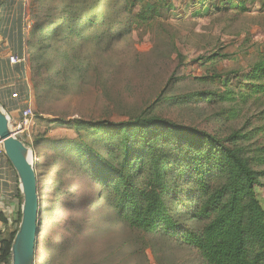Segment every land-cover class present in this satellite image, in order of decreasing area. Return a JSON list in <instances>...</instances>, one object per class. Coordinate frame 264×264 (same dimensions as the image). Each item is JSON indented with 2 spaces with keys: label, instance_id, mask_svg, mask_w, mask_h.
Segmentation results:
<instances>
[{
  "label": "trees",
  "instance_id": "obj_1",
  "mask_svg": "<svg viewBox=\"0 0 264 264\" xmlns=\"http://www.w3.org/2000/svg\"><path fill=\"white\" fill-rule=\"evenodd\" d=\"M191 1L197 6L194 13L200 15L224 9L247 11L249 0ZM250 1L264 11V0ZM32 2L31 29L25 36L26 51L21 64L30 69L26 97L32 95L37 102L44 87L59 90L72 72L80 70L74 64L79 55L78 44H98L103 37L114 38L121 33L106 28L100 10L106 7L102 0H96L95 9L78 6L84 0ZM118 3L127 13L125 23L130 30L151 23L163 11L174 10L172 0ZM136 6L138 9L133 12ZM216 55L205 61L216 59ZM56 59L59 66L55 65ZM199 80L214 88L178 96L177 103L232 105L264 96V50L245 70L201 76ZM45 120L74 130L76 138L49 141L47 148L54 152L61 149L63 164L73 165L75 173H82L99 185V199L131 229L161 234L181 247L191 248L201 264H264V210L256 192L264 179V168H256L264 166V144L251 150L246 144L249 135L241 130L221 136L157 114H139L117 122L59 117ZM41 142L36 139L34 149ZM44 163H34L40 199L43 174L37 170L39 165L54 164ZM58 178L60 188L65 181ZM21 203L19 194L15 226L7 238L0 240L1 264H9ZM41 207L40 200V214ZM40 232L41 222L34 264H39ZM47 247L49 244L46 251ZM62 250L64 244H58L46 256Z\"/></svg>",
  "mask_w": 264,
  "mask_h": 264
},
{
  "label": "rangeland",
  "instance_id": "obj_2",
  "mask_svg": "<svg viewBox=\"0 0 264 264\" xmlns=\"http://www.w3.org/2000/svg\"><path fill=\"white\" fill-rule=\"evenodd\" d=\"M254 2L248 1L247 11L224 9L197 15L191 0H172L174 10L163 11L151 23L130 30L125 23L127 13L118 0H102L106 28L120 31V36L103 37L98 44H78L74 64L80 70L72 72L59 90L44 87L37 102L32 95L27 100L33 116L21 140L32 151L33 165L54 163L39 165L37 170L43 174L39 264H201L193 249L126 225L99 199V185L75 173L73 165L63 164L61 149L54 152L47 148L49 141L76 138L74 130L45 119L117 122L139 114H157L221 136L241 130L249 135L246 144L256 149L264 144V96L232 105L177 103L178 96L214 88L200 81L201 76L242 71L256 61L264 50V11ZM32 3H26L28 31ZM96 4V0H84L78 6L95 9ZM213 54L216 59L205 61ZM55 65L59 66L58 59ZM26 69L30 82L28 65ZM19 120L11 118L13 130ZM36 139L42 142L34 149ZM58 177L65 181L60 188ZM256 192L264 210V179ZM58 244H64V250L46 256Z\"/></svg>",
  "mask_w": 264,
  "mask_h": 264
},
{
  "label": "crops",
  "instance_id": "obj_3",
  "mask_svg": "<svg viewBox=\"0 0 264 264\" xmlns=\"http://www.w3.org/2000/svg\"><path fill=\"white\" fill-rule=\"evenodd\" d=\"M27 0H0V104L12 119L20 118L26 104L19 102L30 87L27 67L10 63V56L21 58L25 52L28 26L25 13ZM18 94L19 99L11 97ZM20 194L17 175L0 144V240L9 236L18 213Z\"/></svg>",
  "mask_w": 264,
  "mask_h": 264
},
{
  "label": "water",
  "instance_id": "obj_4",
  "mask_svg": "<svg viewBox=\"0 0 264 264\" xmlns=\"http://www.w3.org/2000/svg\"><path fill=\"white\" fill-rule=\"evenodd\" d=\"M10 121V115L0 104V144L17 175L22 198L20 220L11 243L9 264H34L40 231V195L32 151L14 134Z\"/></svg>",
  "mask_w": 264,
  "mask_h": 264
},
{
  "label": "built area",
  "instance_id": "obj_5",
  "mask_svg": "<svg viewBox=\"0 0 264 264\" xmlns=\"http://www.w3.org/2000/svg\"><path fill=\"white\" fill-rule=\"evenodd\" d=\"M10 63H21L24 61V59H21L17 56H10L9 58ZM17 94H12L11 97L14 99H19V96H16ZM29 98H27L26 96L24 98L19 99V102H22L24 104H26V107L21 111V116H20V120L19 122H17L16 125V129H12L14 134L21 139L22 134L24 133V131H26L27 125L29 123V120L32 118L33 116V110L29 105ZM1 264V263H0Z\"/></svg>",
  "mask_w": 264,
  "mask_h": 264
}]
</instances>
